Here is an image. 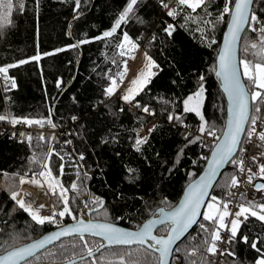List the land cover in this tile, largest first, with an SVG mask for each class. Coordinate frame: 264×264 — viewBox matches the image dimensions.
<instances>
[{"label":"trees","instance_id":"1","mask_svg":"<svg viewBox=\"0 0 264 264\" xmlns=\"http://www.w3.org/2000/svg\"><path fill=\"white\" fill-rule=\"evenodd\" d=\"M127 2L81 0L77 13L74 0H38V7L36 0H24L23 12L14 7L12 25L0 32V66L29 60L9 68L8 76L14 78L16 87L5 95L0 90V114L50 119L56 125L44 135L47 142H41L34 132L30 135L36 137L32 136L29 143L23 137L18 139L21 123L13 126L7 120L0 121L4 127L0 131V246L11 250L73 222L66 216L61 225H35L10 199L11 192L19 189L21 177L31 179L42 170L39 161L48 156L49 149L65 158L64 175L60 177L61 160L58 155L51 156L53 175L60 177L66 187L73 182L79 185L78 192L71 193L74 214L84 220H100L129 230L140 227L157 209L174 207L185 187L201 173L206 161L202 157H208L216 141L205 134L197 143H188L185 133L189 134V140L199 136L201 121L193 113H183V101L197 91L203 76V115L220 135L226 102L212 69L228 19L226 16L223 22L215 23L224 0H210L207 11L211 15L204 18L213 21L215 27L201 25L205 39L195 31V24L182 26L184 12L175 20L168 17L160 0H139L133 18L121 26L117 35L109 40L93 39L113 27ZM252 11L264 20V0H254ZM167 24L176 26L171 37L163 31ZM124 31L159 65L151 83L136 97L141 106L148 105L155 115L144 114L120 97L104 96L103 89L109 83L105 73L114 75L122 69L123 57L118 55L115 42L122 39ZM243 35L249 41L257 37L251 31ZM153 36L155 42H150ZM209 39L215 40L211 46ZM84 40L90 42L81 43ZM37 55L39 60L30 59ZM243 56L239 50V57ZM121 108L124 110L120 111ZM170 113L181 115L183 124L170 123ZM153 127L155 130L149 134ZM145 128H148L147 142L137 151L135 139ZM81 154L82 161L78 159ZM234 171V166L228 164L211 195L227 199L223 185ZM93 198L101 200L103 207L93 206ZM93 207L98 211H93ZM201 223L208 225L202 217L176 246L179 251L175 248L170 264L213 262L215 255L206 254L202 258L208 234L200 229ZM243 235L249 237L248 244L241 241ZM258 235L264 237V227L250 218L241 226L235 242L226 244V250L234 252L235 257L223 255L224 264H254L259 253L250 243ZM68 239H63L66 245ZM60 243L50 248L56 251ZM258 247L264 249V243ZM193 248L199 249L197 255L188 256ZM59 259L57 253L37 264H59ZM109 259L116 261L118 256L109 255Z\"/></svg>","mask_w":264,"mask_h":264},{"label":"snow or ice","instance_id":"2","mask_svg":"<svg viewBox=\"0 0 264 264\" xmlns=\"http://www.w3.org/2000/svg\"><path fill=\"white\" fill-rule=\"evenodd\" d=\"M138 2L139 0H128L126 7L115 19L113 27L93 39L109 40L117 35L121 26L127 24L133 18ZM36 3L38 7V0H36ZM209 3L210 0H160V5L166 10V15L173 20L184 12L185 25L182 26L195 24V31L201 33L202 39H205L206 35L201 25H211L214 28L215 23L223 22L226 16L230 18L224 44L217 57V64L212 69L217 78L221 80L223 91L228 99L227 121L225 127L219 130L221 135L216 134L217 130L209 124L203 115V93L205 91L202 83L203 76L200 77L201 84L197 91L183 101V113H193L201 121L198 128L199 136L189 140V134L185 133V139L188 140V143H197L200 137L205 134L213 137L216 141L212 148V156L207 172L189 184L183 200L178 205L169 206L167 209L161 208L157 214L158 219L149 220L135 231H127L107 222L85 221L74 214L71 207V193L78 192L79 185L73 182L66 187L61 182L60 177L64 175L65 158L63 155L56 153L54 149H49L48 156L39 161L42 170L35 173L31 180L21 177L19 184L23 185L30 182L41 188L46 185L43 195L56 198L52 205V215L41 216L37 208L33 207L34 202L26 201L19 191H12L10 199L15 203V207L27 213L35 225L44 226L46 223L61 225L66 216L70 217L73 223L59 226L56 232L23 247L9 250L0 246V264H37L45 257L57 256V253L60 257L59 264H168V258L173 254L174 245L185 237L193 225L197 224L201 215L203 220L208 222V225L199 224L200 229L208 234L204 241L205 253L216 255L219 252L221 255L226 254L235 257L234 252L220 249L219 244L226 243L230 245L234 243L241 226L248 222L250 218H254L264 227V197L259 202L256 199L246 200L244 194L241 193V199L246 200V202H234L231 199L234 195L232 190L241 185L238 174H246L247 181L250 184L253 183L256 176L264 180V164H259L258 172L254 173L251 167L245 168V162L239 159L237 155L238 152L243 153L246 151L243 148L244 140L242 137H246L247 142L251 143L255 136L259 141L257 147L264 148V130L257 131L256 128L257 121L264 119V117L254 115V113H261L262 108H264V20H261L252 11L254 0H224V6L214 23L204 18L211 15L207 11ZM14 7L17 11L23 12L25 9L24 0H0V32L12 25ZM80 7L81 0H74V10L77 13H79ZM200 12H203L204 16H201ZM175 30L176 26L174 24H167L163 29L168 37H171ZM246 31L257 33L256 39L247 40L242 35ZM89 42V40L81 41V43ZM150 42H155V36L152 37ZM207 42L211 46L215 43V40L209 39ZM115 47L118 55L125 57L138 50L139 45L124 31L122 39L115 42ZM238 49L244 53L243 57L238 58ZM52 54L54 53H48L47 55ZM130 58L135 59L134 56H130ZM30 59L39 60L40 56L37 55ZM145 60L144 70L137 74V77L131 82V85L125 90L120 99L133 108H139L146 115H155V112L148 105L141 106L139 101L136 100V97L151 83L152 77L157 74L153 69L159 68V65L147 52H145ZM28 62L29 60H21L18 64ZM18 64H10L7 67L0 66V73L3 74L4 81L11 80L10 86L5 83L6 91L9 88L14 89L16 87L15 80L8 76V71L9 68L17 67ZM126 73L127 60L123 61V68L120 72L114 75L105 73L109 81L103 89L106 98L110 99L116 95L119 84L123 83ZM57 86H59V82ZM123 110V108L120 109V111ZM75 119L76 117H73V120ZM6 120L13 126L24 123L29 127L34 124L44 127L45 123L39 119L9 117L0 114V121ZM168 121L183 124L181 115L172 113L168 115ZM46 122L52 128L56 127L50 119ZM184 126L187 127V125ZM154 130V127L149 129V134ZM13 135L15 136V133ZM20 135L24 136L25 134L21 133ZM26 139L31 143L32 136L28 135ZM51 139H55V136H52ZM147 139V137H141L137 134L135 139L137 151L141 150ZM39 140L47 142V138L42 133ZM66 143H71V141H66ZM54 154L58 155L61 160L59 166L60 177L53 175L50 166L51 156ZM259 155L264 156V152ZM78 159L82 161L84 156L81 154ZM202 159H207V157H202ZM251 159L255 162L257 157L253 156ZM34 162L36 161L34 160ZM228 164L237 169L236 173L229 174V179L223 185L228 199L210 195L209 190L216 182V177L220 175L219 170ZM37 177L44 179H37ZM79 178L80 172L77 170V179ZM253 187L256 191L264 193V183H256ZM18 197L20 198L18 199ZM206 199L208 200L207 204H205ZM91 203L93 206L103 207V202L99 199L93 198ZM233 203L238 208L235 212L230 210V205ZM88 206L86 203L85 207ZM38 207L44 208L46 205H39ZM201 208L206 210L201 213ZM93 211H98V209L93 207ZM221 230L230 233L226 240L222 237ZM154 232H158V234H154ZM87 237L97 239L89 240ZM63 238H69L67 245L64 243ZM57 241L61 243L56 251H53L49 246L54 245ZM241 241L248 244L249 237L243 235ZM262 243H264V237L259 235L250 243V247L259 253L254 264H264V249L258 247ZM77 249L79 251H76ZM176 251H179L178 247ZM198 251V248H193L187 255L196 256ZM109 255L118 256V260H110ZM192 264H196V261L193 260Z\"/></svg>","mask_w":264,"mask_h":264},{"label":"built area","instance_id":"3","mask_svg":"<svg viewBox=\"0 0 264 264\" xmlns=\"http://www.w3.org/2000/svg\"><path fill=\"white\" fill-rule=\"evenodd\" d=\"M165 12H166V10H165ZM126 60H127V68H128L127 75H129L130 71L132 70V68L134 66V60H131V59H126ZM5 83H7L10 86L11 80L5 82L3 79V74L0 73V90L4 95L12 90L11 88H9V90L6 91L5 90ZM124 92H125L124 87H123V85H121L119 87V90L117 91L116 95L113 97H121L124 94ZM4 100L7 101L6 97H4ZM254 115L264 117V108H262L261 113H254ZM39 120H42L45 122L44 127H40V126L35 125V124L32 125L31 127H29L28 125L21 123L18 139H21L20 137H23L27 141L26 137L28 135H30L31 133L36 132V134L40 136L41 133L43 135H45L47 132L52 131V127L47 124L46 119L40 118ZM263 126H264V119L258 120L257 124H256L257 131L263 130ZM246 128H247V126H246ZM3 130H4L3 124L0 122V131H3ZM147 132H148V128H145L139 132V136L146 137ZM21 133H24L25 135L21 136L20 135ZM31 136L36 137L33 134ZM242 139L244 140L243 148L246 149V151H244L243 153L238 152V154H237L238 158L245 162V168L251 167L252 171L254 173H256V172H258L259 164H264V156L259 155L261 152H264V148L257 147V144L259 143V141L256 139L255 136L253 137V140L251 143L247 142L246 137H243ZM253 156L257 157V160L255 162H253L251 159ZM234 172L235 173L237 172L236 168H235ZM238 178L241 181V185H240V187L232 190L234 195H233V197H231V199L234 202L235 201L242 202V199L240 196L241 193H243L244 197L248 200H252V199L258 200V199L263 197L264 194L256 191L255 188L253 187V185L256 184L258 181H264V180H261L259 178V176H256L254 178L252 184L248 183L247 178H246V174H238ZM26 179L28 180V178H26ZM37 190H39V189H37ZM40 190H42V189H40ZM44 190H43V192H44ZM27 193L22 194V197H24V199L26 201H33L34 202L33 204L43 205L42 201H39V198L37 196H35V199H33V200L27 198V195H28ZM226 198L228 199L227 196H226ZM44 199L47 201V204H48V197L46 195H44ZM236 209H237V207H236L235 203L230 205L231 211L235 212ZM229 219H231V217H229ZM226 223H227V221H226ZM221 235L226 240L228 238V236L230 235V233L226 230H221ZM219 248L226 250V243H220ZM201 254H203V257L206 256L207 253H205V249H203L201 251ZM212 259H213V262L211 264H224L225 263V257L223 255H221L219 252H217V254L214 257H212Z\"/></svg>","mask_w":264,"mask_h":264},{"label":"water","instance_id":"4","mask_svg":"<svg viewBox=\"0 0 264 264\" xmlns=\"http://www.w3.org/2000/svg\"><path fill=\"white\" fill-rule=\"evenodd\" d=\"M229 19H230V18L228 17L227 22H226V25H225V28H224L223 33H222V35H221V40H220V45H219L218 53H217V56H216L215 65L217 64V57H218V54H219V52H220V50H221V48L223 47V44H224V37H225V34L227 33V30H228V20H229ZM242 35H243V34H242ZM237 56H238V58H239V49H238V51H237ZM216 77H217V76H216ZM217 79H218V83H219V88H220L221 92L223 93V96H224V98H225V102H226V118H225V124H226V121H227L228 99H227L226 94H225L224 91H223V88H222V85H221V80H220L219 78H217ZM225 124H224V127H225ZM246 126H247V125H246ZM224 127H223V128H224ZM220 135H221V133H220ZM242 138H243V137H242ZM215 143H216V142H215ZM213 146H214V145H213ZM212 148H213V147H212ZM211 156H212V149L210 150V153H209V155H208V157H207V159H206V161H205V165H204V167H203L201 173H200V174H199L194 180H192L189 184H191L193 181L199 179L200 176L204 175V174L207 172L208 164H209V161H210V159H211ZM226 167H227V165H225L222 169L219 170V171H220V175H218V176L216 177V182L218 181V179L220 178L222 172L224 171V169H225ZM216 182L213 184V187L215 186ZM257 183H264V182H259V181H258ZM189 184L185 187V189H184V191H183V193H182V195H181V197H180V199H179V201H178V203H177L176 205H178V204L183 200V198H184V194H185V192H186V190H187ZM213 187L209 190L210 195H211V192H212ZM207 201H208V200L206 199V200H205V204L207 203ZM176 205H175V206H176ZM159 210H160V209H157V210L154 212V214H153L152 216H150L147 220H145V221L142 223V225L145 224V223H147L149 220L154 219V218H155V219H158L159 217H158L157 214L159 213ZM200 211H201V213H203L204 208H201ZM201 218H202V215L198 218V222L200 221ZM90 220H92V219L88 218V219H86L85 221H90ZM93 221L100 222V223H105V222L100 221V220H93ZM198 222H197V224H198ZM72 223H73V222H72ZM69 224H71V223H69ZM110 224H112V223H110ZM197 224L193 225V226L189 229V231H188V233L185 235V237H186V236H187V235H188V234H189V233L195 228V226H196ZM66 225H67V224H66ZM113 225H115V224H113ZM142 225H141V226H142ZM115 226H116V227H119V226H117V225H115ZM119 228H122V227H119ZM122 229L127 230V231H135V230H137V229H135V230H129V229H126V228H122ZM57 230H58V227L55 228L54 230H52V231H50V232H48V233L42 235L41 237H39V238L36 239V240H39L40 238H42V237H44V236H46V235L52 234V233L56 232ZM154 234H156V233L154 232ZM165 235H166V234H165ZM185 237H184V238H185ZM184 238H182V240H183ZM63 239H66V238H63ZM96 239H97V238H96ZM36 240H34V241H36ZM182 240H181V241H182ZM34 241H31V242H29V243H27V244H24V245H21V246H19V247H23V246L29 245V244H31V243L34 242ZM181 241H178L177 244L174 245V247H173V254H172L171 257L168 258V264H170L171 258L173 257V255H174V253H175V248H176V246H177ZM58 242H59V241H57L56 243H58ZM56 243H55V244H56ZM51 246H53V245H51ZM51 246H49V247H51ZM19 247H16V248H19ZM157 255H158V254H157Z\"/></svg>","mask_w":264,"mask_h":264},{"label":"rangeland","instance_id":"5","mask_svg":"<svg viewBox=\"0 0 264 264\" xmlns=\"http://www.w3.org/2000/svg\"><path fill=\"white\" fill-rule=\"evenodd\" d=\"M145 50H143V49H141V47L139 46V48H138V50H136V51H134V52H132L131 54H130V56H134L135 57V59H132V58H130V56H125V57H123L122 58V60L124 61V60H126V59H131V60H134V66H133V68H132V70L130 71V73H129V75H127V73H126V75L124 76V78H123V83L122 84H119V87L121 86V85H123V87H124V91L131 85V82L137 77V74L139 73V72H141L142 70H144V66H145V64H146V60H145ZM148 54V53H147ZM149 55V54H148ZM150 56V55H149ZM122 68H123V62H122ZM122 70V69H121ZM153 71H154V69H153ZM127 72H128V68H127ZM118 83H119V80H118ZM208 139V138H207ZM206 139V140H207ZM37 179H40L39 177H37ZM44 178H41V180H43ZM28 180H31V179H28ZM24 185L26 186V187H28L30 190H35V192H37V189H42V190H46V185H45V187L44 188H41L40 186H38V185H34V184H32V183H25V184H23V185H20L19 184V189L17 190V191H19L20 192V194L22 195V194H24L23 193V191H25V190H23V191H21L22 190V188L24 187ZM32 188V189H31ZM44 190V191H45ZM27 191V190H26ZM41 195V194H40ZM40 195H39V198H40ZM47 197H48V204H47V201L45 200V199H42L41 201H42V204L43 205H46V207H44V208H39L38 206L39 205H37V204H33V207L34 208H37V210L39 211V213H40V215L41 216H51L52 215V211H53V207H52V205H53V203H54V198L53 197H51V196H48V195H46ZM18 199H19V197H18ZM207 204V203H206ZM48 210V211H47ZM58 210V209H57ZM206 209L204 208V211H205ZM58 219V218H57Z\"/></svg>","mask_w":264,"mask_h":264},{"label":"bare ground","instance_id":"6","mask_svg":"<svg viewBox=\"0 0 264 264\" xmlns=\"http://www.w3.org/2000/svg\"><path fill=\"white\" fill-rule=\"evenodd\" d=\"M24 142V141H23ZM25 143V142H24ZM27 191H26V190ZM32 189V188H31ZM23 190H25V191H23ZM21 191H23V193H27L28 195H27V198H29V199H35V196H37L38 198H39V195H40V198H39V201H41L42 199H44V195H43V190H37V192H35V190H30L28 187H26L25 185H24V187L22 188V190ZM22 196V195H21ZM48 211V210H47Z\"/></svg>","mask_w":264,"mask_h":264}]
</instances>
